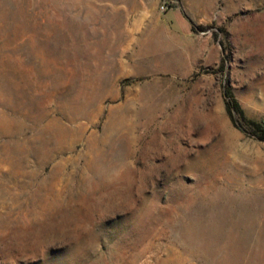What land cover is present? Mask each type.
Wrapping results in <instances>:
<instances>
[{
	"label": "rangeland",
	"instance_id": "obj_1",
	"mask_svg": "<svg viewBox=\"0 0 264 264\" xmlns=\"http://www.w3.org/2000/svg\"><path fill=\"white\" fill-rule=\"evenodd\" d=\"M0 0V264H264V0Z\"/></svg>",
	"mask_w": 264,
	"mask_h": 264
},
{
	"label": "trees",
	"instance_id": "obj_2",
	"mask_svg": "<svg viewBox=\"0 0 264 264\" xmlns=\"http://www.w3.org/2000/svg\"><path fill=\"white\" fill-rule=\"evenodd\" d=\"M224 93L225 109L234 126L259 140H264V121L247 119L230 89L226 88Z\"/></svg>",
	"mask_w": 264,
	"mask_h": 264
},
{
	"label": "built area",
	"instance_id": "obj_3",
	"mask_svg": "<svg viewBox=\"0 0 264 264\" xmlns=\"http://www.w3.org/2000/svg\"><path fill=\"white\" fill-rule=\"evenodd\" d=\"M161 11L166 12L172 7L173 0H156Z\"/></svg>",
	"mask_w": 264,
	"mask_h": 264
},
{
	"label": "crops",
	"instance_id": "obj_4",
	"mask_svg": "<svg viewBox=\"0 0 264 264\" xmlns=\"http://www.w3.org/2000/svg\"><path fill=\"white\" fill-rule=\"evenodd\" d=\"M166 12H167V15L173 17L176 22L178 21V17H177L176 13L173 10L168 9Z\"/></svg>",
	"mask_w": 264,
	"mask_h": 264
}]
</instances>
